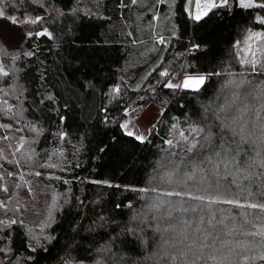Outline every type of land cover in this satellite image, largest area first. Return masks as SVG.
Segmentation results:
<instances>
[{"label":"trees","instance_id":"1","mask_svg":"<svg viewBox=\"0 0 264 264\" xmlns=\"http://www.w3.org/2000/svg\"><path fill=\"white\" fill-rule=\"evenodd\" d=\"M138 1L0 0L12 15L53 10L15 65L38 134L28 152L64 155L43 163L61 200L38 235L0 203V264H264V209L249 207L264 204V0L200 19L177 0L153 32ZM256 38L259 59L242 49ZM165 66L205 82L155 85L164 112L142 141L117 118Z\"/></svg>","mask_w":264,"mask_h":264},{"label":"rangeland","instance_id":"2","mask_svg":"<svg viewBox=\"0 0 264 264\" xmlns=\"http://www.w3.org/2000/svg\"><path fill=\"white\" fill-rule=\"evenodd\" d=\"M176 1L139 0L136 11L139 26L147 25L153 32L158 23L161 25L167 21L168 25H171ZM212 2L213 0H199L200 17L205 15L204 6ZM214 2L220 5L222 0H214ZM248 2L249 0H245V3ZM83 4L84 7L96 12L101 8V0H83ZM251 4L253 5V0ZM187 8L192 17L198 14L196 0H188ZM0 11L4 13L0 16V203L5 206L9 203L8 206H12L13 217L29 228L39 227L36 231L38 235L45 216L49 214L51 208H57L61 200L56 194L53 183L61 175L54 172L47 173L42 169L43 163L49 168L56 160L62 162L64 155L53 153L47 155L51 157L47 162H43L41 152H28L30 147L35 148L38 134L22 118V91L17 82L18 69L15 60L25 39L48 32L47 26L55 15L52 14L53 10L46 16L29 13L12 15L2 4ZM13 18L16 23L12 22ZM54 20L52 19L51 22ZM158 41H163V37L158 38ZM260 45V39L256 38L243 45L242 49L245 55L259 59ZM160 73L154 83H148L145 89L141 87L136 89L131 98L132 102L120 110L117 118L126 133H131L138 139L142 137L140 139L142 141L149 137L164 112L161 105L150 101L155 85L165 81L167 85L181 87L184 78L190 75L178 72L173 66L171 68L165 66ZM126 82L127 87L123 92H126L128 85L132 83L129 80ZM21 163L30 168L23 167Z\"/></svg>","mask_w":264,"mask_h":264},{"label":"snow or ice","instance_id":"3","mask_svg":"<svg viewBox=\"0 0 264 264\" xmlns=\"http://www.w3.org/2000/svg\"><path fill=\"white\" fill-rule=\"evenodd\" d=\"M227 4V0H222V3L220 5H217L214 0L212 3H209V4H206L204 7H205V13L206 14V10L208 8H212V7H217V6H224ZM240 6L243 7V8H249L252 6L251 4V0H249L248 3H245V0H240ZM196 7H197V10H198V14L196 15V19H200V14H199V9L201 7L200 3H199V0H196ZM4 13L2 11H0V16H3ZM13 23H16L17 21L15 20V18H13L12 20ZM34 22V21H33ZM162 75H165L164 73H162ZM205 82V77L204 76H189L187 78H185L183 80V87L184 88H191L193 90H198L199 87ZM168 87H173L172 84H168L167 85ZM175 87H180V85H176ZM129 135H131V133H129ZM140 139H142V137H140ZM195 147V145H194ZM220 147H224L223 143H221ZM230 149H226V151H228ZM189 178H192L191 176ZM169 195H171V193H169ZM194 198H197V197H194ZM226 203H229V204H235L236 206H240L242 207L243 205H239L238 202L236 201H232V200H228V201H224ZM249 207H260L261 209H264V204L262 205H249Z\"/></svg>","mask_w":264,"mask_h":264},{"label":"water","instance_id":"4","mask_svg":"<svg viewBox=\"0 0 264 264\" xmlns=\"http://www.w3.org/2000/svg\"><path fill=\"white\" fill-rule=\"evenodd\" d=\"M126 114H128V111L126 112Z\"/></svg>","mask_w":264,"mask_h":264}]
</instances>
